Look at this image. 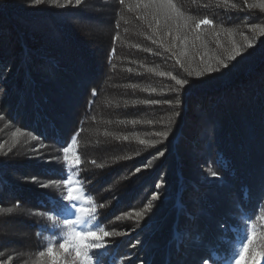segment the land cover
<instances>
[{"label":"trees","instance_id":"1","mask_svg":"<svg viewBox=\"0 0 264 264\" xmlns=\"http://www.w3.org/2000/svg\"><path fill=\"white\" fill-rule=\"evenodd\" d=\"M261 3L0 0V235L33 241L14 252H45L73 145L103 264H224L249 225L242 264H264Z\"/></svg>","mask_w":264,"mask_h":264},{"label":"snow or ice","instance_id":"2","mask_svg":"<svg viewBox=\"0 0 264 264\" xmlns=\"http://www.w3.org/2000/svg\"><path fill=\"white\" fill-rule=\"evenodd\" d=\"M41 0H35V3L39 4ZM82 0H76V4H81ZM123 3V0H120ZM168 3L171 4V0H168ZM249 7H254L249 5ZM260 8L264 9V3L259 5ZM212 21L205 18L200 21L196 26L199 27L200 24H211ZM251 46V45H249ZM234 59V57H232ZM221 63H223L221 61ZM216 69L209 68V71H215ZM191 75V74H189ZM201 73H197V76H200ZM177 85L184 86L188 84L186 79H176L172 77ZM167 136L168 133H163ZM75 143V141H73ZM69 151L68 147L64 148V153ZM163 155V152L159 153ZM65 161L69 165L78 164L79 160L70 161L65 155ZM213 176L216 175L215 172L212 173ZM64 185L68 187V194L64 199L68 201L81 200V205L72 204L71 207L74 209V213L71 217H60L59 215H48L47 219L53 224L57 225L59 228V244L58 247L60 251L66 256L69 252H74L75 257L78 258L79 264H103V255L100 250H107V246L102 243L104 236H109L110 233L105 232L102 228L99 227L97 222L96 226H92V221L95 219V216L90 212L86 207L83 206V199L81 196L74 195L72 190V184L74 181L71 176H68L64 181ZM41 187L47 188L48 185H41ZM40 215H44L41 213ZM88 227H83L84 225ZM179 230V229H178ZM251 242V236L249 237V243ZM56 247L55 243H49L45 252H40V256H44L45 253L50 255L53 259V264H57L56 261ZM95 250V251H94ZM249 250L248 243L242 245L241 251L239 253V258L236 260V264H240V258L244 256V253ZM90 253L92 255H90ZM257 255H264V253H257ZM95 256V259H93ZM201 264H206V262L201 260ZM214 264V262H213Z\"/></svg>","mask_w":264,"mask_h":264},{"label":"rangeland","instance_id":"3","mask_svg":"<svg viewBox=\"0 0 264 264\" xmlns=\"http://www.w3.org/2000/svg\"><path fill=\"white\" fill-rule=\"evenodd\" d=\"M59 19L61 22H63V20H64L61 16L59 17ZM99 23H100V21H99ZM0 129H1V131H0V143L3 140L6 143H8V142L11 143V141L9 140V134L12 132V130L9 129V125L3 123L2 125H0ZM3 132L5 133L4 135H3ZM65 155H67V157L70 161L77 160V157L75 154V149H74L73 145H71L69 147V151L67 153H65ZM198 166H199V171H200V173H198V175L200 177L199 179L202 181H206V176L204 173L205 171L202 167V164H199ZM66 170H67V177L71 176L72 180L74 181V183L72 184L73 194L81 196L83 201H84L83 206L86 207L90 212H92L94 214L95 219L92 221V226L95 227L97 222H98L97 218H96V213H95V206H94L90 196L88 194H86L82 188V184H81V181L79 179L78 172H77V164H73L70 166L69 163L66 162ZM67 194H68V187L65 186L64 194L61 195V199H63L64 206L59 211L50 213L51 215H59L60 217H71L74 213V209L71 207V205L72 204L81 205V200L68 201V200L64 199V197H66ZM198 200H199V198H198ZM203 209L204 208L199 205L197 216H199V214L202 213ZM7 226H10V225H7ZM50 227L51 228H50V230H48L49 231L48 235L45 236L46 243H47L46 248H47L49 243H55L57 245V247H56L57 264H79L78 258L75 257L74 252H69L65 256L60 251V249L58 247V244L60 242L59 241V228L57 225L53 224L51 221H50ZM83 227H88V225L86 224ZM99 227L102 228L100 226V224H99ZM249 227H250L249 230L245 231L244 235L239 237V239H238L239 242L234 247L236 249V251L235 252L233 251L234 253L227 258V261L224 264H236V260H237V258H239V253L241 251L242 245L245 244L243 242L246 241L248 236L252 235L251 225H249ZM15 233H16L15 229H11V226H10L9 228H7V230H5L3 232V235L5 237L7 236L6 239H2L1 236H3V235H0V246L1 247L6 246L5 253H6V259L8 261H10L12 264H53L52 257L50 255H48L47 253H45L44 256H40V254L34 253L31 258L24 261V258L22 255L23 252H14L13 250L21 247L19 245L20 242L31 245L33 243V241H30V242L27 241V239H30V238H28L27 233H24V234L22 233V234H20L19 237L18 236L16 237ZM194 242L195 241H193V243ZM188 243H190V239L188 240ZM90 255H92V254L90 253ZM216 259H217V257L214 258V260H216ZM0 260H1V258H0ZM243 261H244V256L242 258H240V264H242ZM208 264H210V263H208ZM211 264H213V263H211Z\"/></svg>","mask_w":264,"mask_h":264}]
</instances>
